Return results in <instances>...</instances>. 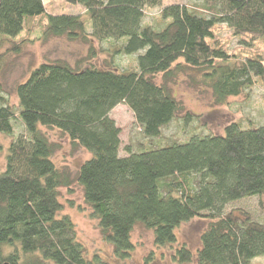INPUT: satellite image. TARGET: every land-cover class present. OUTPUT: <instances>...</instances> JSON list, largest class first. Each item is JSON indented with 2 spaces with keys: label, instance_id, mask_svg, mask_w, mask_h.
Returning a JSON list of instances; mask_svg holds the SVG:
<instances>
[{
  "label": "trees",
  "instance_id": "obj_1",
  "mask_svg": "<svg viewBox=\"0 0 264 264\" xmlns=\"http://www.w3.org/2000/svg\"><path fill=\"white\" fill-rule=\"evenodd\" d=\"M64 1L82 5L88 17L48 14L45 0H1L0 42L17 38L27 20L47 15L46 36L90 35L121 41V52L140 54L127 71L43 62L18 85V110L5 103L0 84V132H14L15 117L26 132L12 142L0 169V264H110L87 257L74 222L59 215L60 188L73 179L54 162L55 145L42 127L60 130L91 154L76 180L119 257L133 250L138 223L154 231L156 245L166 246L177 242V228L198 217L211 223L202 233L197 264H252L264 256V222L243 209L227 211L231 202L264 197V125L233 122L224 134L193 133L189 140L151 142L139 151L127 147L122 154V130L111 117L125 103L143 135L159 138L184 109L168 85L183 69L181 60L200 71L218 104L263 84L264 56L230 63L216 29L226 25L241 44L264 42V0H201L208 16L181 4L162 7L164 0ZM157 7L168 20L162 29L144 24L147 9ZM191 118L186 112L183 121ZM193 256L186 246L174 255L180 262Z\"/></svg>",
  "mask_w": 264,
  "mask_h": 264
},
{
  "label": "rangeland",
  "instance_id": "obj_2",
  "mask_svg": "<svg viewBox=\"0 0 264 264\" xmlns=\"http://www.w3.org/2000/svg\"><path fill=\"white\" fill-rule=\"evenodd\" d=\"M48 14L71 13L87 18L86 9L82 5H71L64 0H45ZM181 4L188 6L200 14L208 16L210 11L201 0H164L163 6ZM162 7L147 9L145 25L162 29L168 20L161 15ZM48 16L27 20L25 30L17 38H5L0 42V84L5 103L14 110L19 108L17 87L25 81L31 71L46 61H65L73 66H87L95 63L100 67H114L121 71L134 69L140 53L126 54L121 52V41L111 43L109 40L99 41L89 35L88 38L70 39L68 36L45 35ZM217 40L230 55V63H238L245 56L262 54L264 42L256 41L252 46L241 44L232 30L226 25L216 29ZM20 45L19 50L13 46ZM119 50V51H117ZM183 69L168 81L173 95L182 102L184 109L177 119L165 126L159 138L148 139L136 122L133 111L125 103L117 105L111 112V117L121 128L122 154L126 148L139 151L148 143L152 146L168 144L174 141L189 140V135L224 134L225 128L238 122L243 126L254 124L264 125V83L256 84L246 89L238 96H231L223 104L215 102L213 93L206 84L202 83L201 73L191 68L184 60L180 61ZM163 81V74L156 77ZM186 112L192 114L191 120L185 124L183 118ZM15 129L12 133L0 132V169L7 165V155L12 142L21 134H25L22 121L15 117ZM42 131L55 145L53 160L56 165L72 176L69 187L60 188V200L63 204L59 215L69 216L74 222L78 239L84 245L89 258L99 256L110 264H197V252L202 246V233L208 229L211 220L205 217L194 218L182 224L176 230L177 242L173 245L158 246L155 243L154 231L138 223L132 232L134 248L130 255L121 258L116 254L115 247L106 240L100 227L99 220L93 215L92 208L86 202L83 187L76 180V173L81 165L90 158L91 154L74 146L70 139L56 128L42 127ZM264 197H250L231 202L227 211L243 209L251 213L254 219L264 222V209L260 200ZM183 246L193 253L190 262H180L174 255ZM252 264H264V256L253 260Z\"/></svg>",
  "mask_w": 264,
  "mask_h": 264
},
{
  "label": "water",
  "instance_id": "obj_3",
  "mask_svg": "<svg viewBox=\"0 0 264 264\" xmlns=\"http://www.w3.org/2000/svg\"><path fill=\"white\" fill-rule=\"evenodd\" d=\"M0 6H1V0H0ZM4 264H9V263H4Z\"/></svg>",
  "mask_w": 264,
  "mask_h": 264
}]
</instances>
